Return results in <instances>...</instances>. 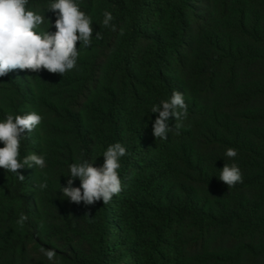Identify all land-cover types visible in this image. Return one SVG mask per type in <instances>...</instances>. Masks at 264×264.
Returning a JSON list of instances; mask_svg holds the SVG:
<instances>
[{
  "label": "trees",
  "instance_id": "trees-1",
  "mask_svg": "<svg viewBox=\"0 0 264 264\" xmlns=\"http://www.w3.org/2000/svg\"><path fill=\"white\" fill-rule=\"evenodd\" d=\"M52 2H28L50 21L38 33L56 31ZM75 2L93 27L90 47L77 42V67L0 77V121L43 117L20 159H46L20 169L23 182L0 168V264H264V0ZM175 90L188 105L183 127L170 117L168 139L155 138L151 109ZM116 142L128 153L122 191L106 205L63 197L69 165L100 167ZM225 163L242 183L219 179Z\"/></svg>",
  "mask_w": 264,
  "mask_h": 264
},
{
  "label": "clouds",
  "instance_id": "clouds-1",
  "mask_svg": "<svg viewBox=\"0 0 264 264\" xmlns=\"http://www.w3.org/2000/svg\"><path fill=\"white\" fill-rule=\"evenodd\" d=\"M28 2L29 0H0V77L17 69L31 72L43 69L61 75L75 69L80 55L77 42H80L82 48L90 47L92 43L91 17L80 10L75 0H54L47 5V10L56 14V31L38 33L36 29L43 25L47 18L44 14L29 10ZM103 17V25L111 26L115 31V25L111 23L114 20L112 13L104 11ZM120 34H124L123 29ZM95 38L102 39L101 32H97ZM151 112L158 113L152 124L154 137L167 140L168 133L173 130L167 121L174 117V128L178 132L183 127L182 120L187 117L188 105L184 94L175 90L169 99L154 105ZM42 119L40 114L32 111L23 115L7 114L5 119L0 121V142L4 145L0 147V168L15 174L21 182L25 177L20 173V169L25 166H35L39 169L46 167L43 154L33 152L20 159L21 140L27 138L41 124ZM127 154L126 147L116 142L104 151V162L100 167L93 166L88 160L70 164L67 186H60L63 197L76 204L83 202L85 205H93L101 200L103 204H108L113 196L122 191L118 169L121 168V158ZM237 155L238 151L233 147H228L225 152L228 158H235ZM77 178L80 180V186L74 187L73 183ZM219 179L228 188L243 182L241 169L236 163H225L220 170ZM38 187L41 190L46 189L47 178ZM27 219V215L22 213L17 224L23 227ZM41 251L50 261L57 255L54 249L42 248Z\"/></svg>",
  "mask_w": 264,
  "mask_h": 264
}]
</instances>
